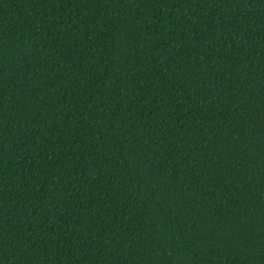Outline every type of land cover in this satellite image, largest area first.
<instances>
[{
    "label": "trees",
    "instance_id": "obj_1",
    "mask_svg": "<svg viewBox=\"0 0 264 264\" xmlns=\"http://www.w3.org/2000/svg\"><path fill=\"white\" fill-rule=\"evenodd\" d=\"M0 264H264V0H0Z\"/></svg>",
    "mask_w": 264,
    "mask_h": 264
}]
</instances>
